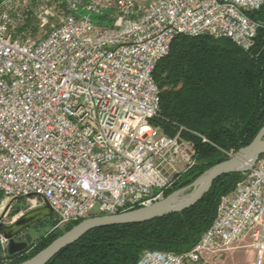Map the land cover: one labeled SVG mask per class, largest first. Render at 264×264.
I'll return each mask as SVG.
<instances>
[{"label": "built area", "instance_id": "obj_1", "mask_svg": "<svg viewBox=\"0 0 264 264\" xmlns=\"http://www.w3.org/2000/svg\"><path fill=\"white\" fill-rule=\"evenodd\" d=\"M263 6L264 0H0V212L15 198L35 196L61 229L162 201L196 160L185 128L169 136L154 124L157 63L177 36L226 38L250 50L264 26L249 14ZM241 175L190 250H146L136 264H216L244 239L261 264L264 155ZM0 246H7L1 234Z\"/></svg>", "mask_w": 264, "mask_h": 264}, {"label": "trees", "instance_id": "obj_2", "mask_svg": "<svg viewBox=\"0 0 264 264\" xmlns=\"http://www.w3.org/2000/svg\"><path fill=\"white\" fill-rule=\"evenodd\" d=\"M249 18L264 26V6ZM153 79L160 92L154 124L169 136L178 127L185 128L182 137L195 148L196 165L180 176L167 197L248 145L264 126V27L258 29L255 45L248 51L226 38L177 36L167 56L157 63ZM241 177V173L220 176L200 201L182 212L92 229L46 264H136L146 250L184 253L210 227L220 198ZM80 222L40 237L27 254L2 256L0 246V264L31 258Z\"/></svg>", "mask_w": 264, "mask_h": 264}, {"label": "water", "instance_id": "obj_3", "mask_svg": "<svg viewBox=\"0 0 264 264\" xmlns=\"http://www.w3.org/2000/svg\"><path fill=\"white\" fill-rule=\"evenodd\" d=\"M262 155H264V126L248 145L238 149L226 160L203 172L189 186L174 191L162 201L148 207L137 208L113 215H98L87 218L55 238L48 246L31 258L18 264H46L61 249L74 243L85 233L95 228L143 223L172 213L182 212L200 201L215 179L228 173H243L247 171ZM32 211H40L41 218L48 217L56 219L54 211L48 204L31 209L29 213ZM3 215L4 213L0 216V234L7 239V255L13 256L24 250L27 245L14 240L15 234L10 232L13 223L10 225L3 224Z\"/></svg>", "mask_w": 264, "mask_h": 264}, {"label": "rangeland", "instance_id": "obj_4", "mask_svg": "<svg viewBox=\"0 0 264 264\" xmlns=\"http://www.w3.org/2000/svg\"><path fill=\"white\" fill-rule=\"evenodd\" d=\"M235 153V152H234ZM232 153V154H234ZM231 152L229 155H232ZM1 201V198H0ZM40 200L35 197V196H28V197H18L13 199V201L9 204L8 210L6 212V216L12 215L13 214V222L18 219L21 215L26 213L29 210L30 205H35L37 206ZM1 210V208H0ZM2 215V212H0V216ZM5 224V223H3ZM54 224H55V219L52 218H41L38 221H35L32 225H29L27 229H25L19 237L14 239L16 242H23L27 245V248L19 253L15 254L13 256H20L21 254H27L30 252V250L33 249L34 244L37 242V240L42 237L47 235L49 232L52 230H59L61 231L64 228L61 229H54ZM2 250V248H1ZM2 256H6V249L2 250ZM238 259L237 263L238 264H246L248 261L245 259V255L248 254V249L247 248H242L241 250L239 249L238 251ZM8 262V261H7Z\"/></svg>", "mask_w": 264, "mask_h": 264}, {"label": "crops", "instance_id": "obj_5", "mask_svg": "<svg viewBox=\"0 0 264 264\" xmlns=\"http://www.w3.org/2000/svg\"><path fill=\"white\" fill-rule=\"evenodd\" d=\"M13 200L9 201L6 205H5V209H4V215H3V219H2V223H5L6 225H10L13 223V214L6 216V212L8 210L9 204L12 202ZM40 204H38L37 206L33 205V206H29V210L31 209H35L44 206V204H42L41 202H39ZM2 213V214H3ZM242 248H247L248 249V254L245 255V259L246 261H248V263L246 264H254V250L249 246V241L248 239H244L242 241H240L238 244H236L234 247H232L231 249L227 250L226 252H224L222 258L220 260H216L215 263L216 264H238L237 263V259H238V250L242 249ZM261 264H264V255L262 258V262Z\"/></svg>", "mask_w": 264, "mask_h": 264}, {"label": "flooded vegetation", "instance_id": "obj_6", "mask_svg": "<svg viewBox=\"0 0 264 264\" xmlns=\"http://www.w3.org/2000/svg\"><path fill=\"white\" fill-rule=\"evenodd\" d=\"M39 219H41V212L40 211H32L31 213H29V210H28L26 213L21 215L18 219H16L13 222V227L10 230L11 233L15 234L14 239L19 237L20 234L25 229H27L29 225H32L33 223H35V221H38ZM26 248H27V246H26ZM24 250H22L21 252H23ZM21 252H18L16 254H19Z\"/></svg>", "mask_w": 264, "mask_h": 264}]
</instances>
